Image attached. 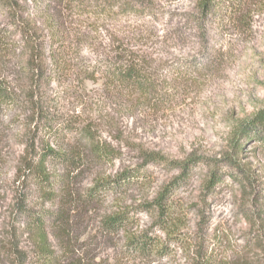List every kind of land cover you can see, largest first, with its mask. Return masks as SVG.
<instances>
[{
  "label": "rangeland",
  "instance_id": "rangeland-1",
  "mask_svg": "<svg viewBox=\"0 0 264 264\" xmlns=\"http://www.w3.org/2000/svg\"><path fill=\"white\" fill-rule=\"evenodd\" d=\"M32 10L36 22L46 26L47 11ZM65 17L80 26L77 14L66 11ZM9 19L0 8V28ZM83 27L84 35L94 38L101 48L107 47L112 37L114 43L120 40L137 48L163 79L171 70L160 66L173 59L203 53L208 60L199 73L186 77L171 74L159 86L158 94L150 92L145 100L129 90L109 89L103 78L88 79L75 69L53 81L51 108L92 121L99 141L114 154L105 164L80 169L71 201L47 204L61 205L67 211L62 222L65 233L49 230L58 264H195L199 254L210 255L213 264H264L262 188L254 187V192L227 174L218 185L206 187L216 161L233 155L240 122L264 107V0H217L215 9L206 15L201 12V0H123L114 11L103 12L93 29L87 24ZM14 38L20 41L18 36ZM81 48L74 57L78 64L92 56L86 44ZM20 51L21 47L13 48L3 55L14 57V61ZM1 66L14 68L0 56ZM19 131L21 127L16 128ZM254 144L248 141L236 158L254 169L262 183L264 150L255 149ZM9 147L0 148V241L6 235L3 221L11 204L6 189L14 183V160L19 153V146ZM142 150L148 175L145 187L109 193L97 202L79 201L77 192L92 184L94 177L113 176L141 164ZM148 154L163 159L146 163ZM191 157L197 163L170 199L178 234L169 240L149 202L182 174L179 165ZM125 208L133 212L136 222L127 232L153 227L162 241H167L166 252L145 257L133 254L126 249L125 231L100 229L105 215ZM27 237L20 234L25 244L30 240ZM0 264H4L1 258Z\"/></svg>",
  "mask_w": 264,
  "mask_h": 264
},
{
  "label": "trees",
  "instance_id": "trees-1",
  "mask_svg": "<svg viewBox=\"0 0 264 264\" xmlns=\"http://www.w3.org/2000/svg\"><path fill=\"white\" fill-rule=\"evenodd\" d=\"M121 1L0 0V8L10 18L8 24L0 28V56L4 64L14 67H0V148L19 146L14 160V183L6 189L11 196V204L3 221L6 235L0 241V258L4 264H58L60 258L49 241V230L58 229L60 234L65 233L62 222L67 219V211L61 205L55 208L47 204L56 205L58 201L64 205L67 200L71 201L80 169L85 170V167L97 163L105 164L114 157L99 141L92 121L51 108L53 81L75 69L88 79L103 78L109 89L129 90L145 100L150 92L158 94L159 86L171 74L186 77L207 67L205 61L208 56L203 53L197 57L176 58L160 66L171 70L163 75V79L162 73L155 72L137 48L120 40L114 43L113 37L107 47L101 48L94 38L84 35L83 26L94 27L103 12L114 11ZM216 1L201 0L202 14L214 10ZM29 2L31 5L24 8ZM34 7L47 11L46 26L38 24L32 16ZM66 11L77 14L79 27L72 25L74 21H68ZM16 36L19 42L15 40ZM84 44L90 47L92 56L86 59L88 62L78 64L74 57L82 51ZM19 47L23 52L20 51L14 61V57L3 55ZM19 127L21 132L17 133L16 128ZM238 135L233 155L226 154L216 161L206 187L218 185L227 174L246 187L260 186L264 193V182H260V176L236 158L242 152V146L250 140L255 143V149L264 150V107L240 122ZM142 158L141 164L123 168L113 176L94 177L92 184L77 192V198L81 203L97 202L109 193L120 194L145 187L148 176L145 175V150H142ZM160 159L163 158L157 154H148L146 163ZM195 163L194 157L181 163L182 174L172 179L149 202L158 213L157 223L169 234V240L178 234L175 209L169 204L170 199L175 188L190 175L191 166ZM226 168L228 170L225 171ZM141 209L145 211V203ZM132 213L128 208L113 211L101 219L100 229L109 233L125 231L126 249L133 254L145 257L166 252L169 247L167 241L163 242L153 227L127 232L136 223ZM20 234L28 236V243L21 241ZM195 264H213V261L210 255L199 254Z\"/></svg>",
  "mask_w": 264,
  "mask_h": 264
}]
</instances>
